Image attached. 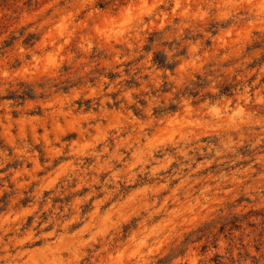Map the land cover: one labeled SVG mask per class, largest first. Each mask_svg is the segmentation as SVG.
Masks as SVG:
<instances>
[{
	"label": "rangeland",
	"instance_id": "374dc122",
	"mask_svg": "<svg viewBox=\"0 0 264 264\" xmlns=\"http://www.w3.org/2000/svg\"><path fill=\"white\" fill-rule=\"evenodd\" d=\"M217 255L264 264V0H0V264Z\"/></svg>",
	"mask_w": 264,
	"mask_h": 264
},
{
	"label": "trees",
	"instance_id": "16d2710c",
	"mask_svg": "<svg viewBox=\"0 0 264 264\" xmlns=\"http://www.w3.org/2000/svg\"><path fill=\"white\" fill-rule=\"evenodd\" d=\"M242 218H244V217H242ZM239 219H240V218H238V217H232V220L229 221V220L226 218V219H225V220H226V223H223V224L220 226V228H218V231L223 232L224 229H225V226H226V225H229V226H230V228H229L228 230L231 231L232 228L235 226L234 223H236ZM227 220H228V222H227ZM209 228H210V225L207 224V225L204 226L203 228L199 229L198 232L202 233L201 236H203L204 234H206V231H207ZM229 234H231V232H230ZM240 257H242V256L240 255ZM216 258H217V264H223L220 260H218V259H222L221 256L217 255ZM253 259H254V258H253ZM231 261H232V259H231ZM256 262H257V260L254 259V264H256ZM238 264H241V260H239V263H238Z\"/></svg>",
	"mask_w": 264,
	"mask_h": 264
}]
</instances>
